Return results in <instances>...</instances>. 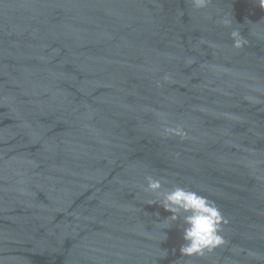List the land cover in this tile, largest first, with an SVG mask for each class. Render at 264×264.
<instances>
[{"label": "water", "instance_id": "95a60500", "mask_svg": "<svg viewBox=\"0 0 264 264\" xmlns=\"http://www.w3.org/2000/svg\"><path fill=\"white\" fill-rule=\"evenodd\" d=\"M149 176L224 242L182 255ZM0 264H264L258 0H0Z\"/></svg>", "mask_w": 264, "mask_h": 264}, {"label": "clouds", "instance_id": "9594fccd", "mask_svg": "<svg viewBox=\"0 0 264 264\" xmlns=\"http://www.w3.org/2000/svg\"><path fill=\"white\" fill-rule=\"evenodd\" d=\"M196 8H205L211 0H193ZM261 8H264V0H258ZM222 23L225 26L231 24V20L225 18ZM234 46L240 48L246 43L241 36L239 30L231 32ZM169 133L186 136L182 128H169ZM162 181L154 177H147V190L156 193L162 199L158 202L165 211L171 215L164 219L169 223L178 220L183 221V243L180 252L185 256L203 255L205 251H212L221 245L224 240L220 235L222 224L228 221L223 216L220 208L216 203L206 196L182 186H175L170 191H160L162 189ZM152 204L156 201L150 202Z\"/></svg>", "mask_w": 264, "mask_h": 264}]
</instances>
